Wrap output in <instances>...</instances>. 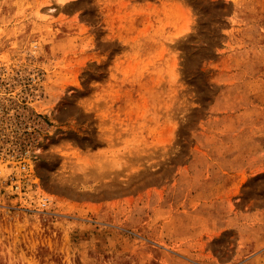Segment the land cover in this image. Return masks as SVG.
Instances as JSON below:
<instances>
[{
  "label": "rangeland",
  "instance_id": "1",
  "mask_svg": "<svg viewBox=\"0 0 264 264\" xmlns=\"http://www.w3.org/2000/svg\"><path fill=\"white\" fill-rule=\"evenodd\" d=\"M235 147L264 207V0H0V264L189 263Z\"/></svg>",
  "mask_w": 264,
  "mask_h": 264
},
{
  "label": "crops",
  "instance_id": "2",
  "mask_svg": "<svg viewBox=\"0 0 264 264\" xmlns=\"http://www.w3.org/2000/svg\"><path fill=\"white\" fill-rule=\"evenodd\" d=\"M254 144H260V141ZM232 150L234 157L223 158L226 163L221 165L227 174L236 176L230 183H222L217 190L221 195L196 205V218L200 220L196 224L202 223L205 230L190 231L181 238L184 242L179 243V248L175 247L174 254L181 261L183 258L189 262L181 264H195V261L197 264H264V207L256 206L254 202L240 204L242 201L238 198L231 201L224 198L225 192L240 189L242 172L254 176L261 171L262 153H253L244 147ZM235 181L238 183L233 185ZM203 206L205 212L199 210Z\"/></svg>",
  "mask_w": 264,
  "mask_h": 264
},
{
  "label": "built area",
  "instance_id": "3",
  "mask_svg": "<svg viewBox=\"0 0 264 264\" xmlns=\"http://www.w3.org/2000/svg\"><path fill=\"white\" fill-rule=\"evenodd\" d=\"M14 187H15V189H19V185L18 184H15Z\"/></svg>",
  "mask_w": 264,
  "mask_h": 264
}]
</instances>
